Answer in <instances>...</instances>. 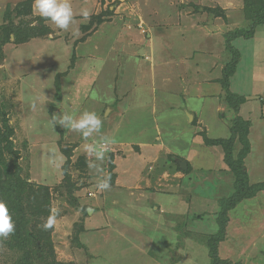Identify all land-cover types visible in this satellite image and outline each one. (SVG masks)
Masks as SVG:
<instances>
[{"label":"rangeland","instance_id":"374dc122","mask_svg":"<svg viewBox=\"0 0 264 264\" xmlns=\"http://www.w3.org/2000/svg\"><path fill=\"white\" fill-rule=\"evenodd\" d=\"M27 1L0 0V134L5 120L11 130V152L3 142L1 158L34 184L25 211L44 251H53L48 262L212 264L207 241L235 176L221 146L205 138H232L236 156L243 144L238 126L230 127L241 118L250 147L243 171L255 192L227 211L217 256L220 264H264V189L254 188L264 183V25L230 47L225 40L228 32L251 31L245 3L258 0H75L91 18L82 23L78 9L67 31L35 14L33 1L18 16L15 8ZM25 30L28 41L48 45L18 48L14 33ZM36 51L40 57H32ZM227 65H234L229 92L242 101L236 111L221 86ZM201 74L208 94L197 99ZM85 111L102 120L88 140L54 126L59 113L78 119ZM89 143L108 149L99 172L88 168ZM109 175L111 188L98 191ZM9 239L0 238V264L18 256Z\"/></svg>","mask_w":264,"mask_h":264},{"label":"trees","instance_id":"16d2710c","mask_svg":"<svg viewBox=\"0 0 264 264\" xmlns=\"http://www.w3.org/2000/svg\"><path fill=\"white\" fill-rule=\"evenodd\" d=\"M32 1L33 0H28L26 3L24 2L18 5L19 7L17 6L15 8L16 14L19 16V15H24L25 11L26 14L31 12L30 10L31 5L29 2ZM245 7H246L245 8L246 17L251 18L253 20V23L251 25V31H249L248 33H243L240 31L228 32L225 36V40L229 47H230V40L234 39L235 37H240L242 35H245L246 37L253 36L255 26L264 25V0H258V5H252L249 2H246ZM7 15H9L8 10H6L5 16ZM14 34L16 36V38L14 39L15 43L22 44L28 41L27 30L23 32L16 31ZM2 41H4V43H8L9 36H6ZM4 43H2L3 46L5 45ZM226 48L228 47L226 46ZM3 55L4 54L0 48V60L3 57ZM232 67L233 68L230 70L228 69V65H227L226 68L224 69V74H223L224 83H222V86L224 90H226L225 101L227 106L236 111L238 105L241 104L242 101L239 98H237L235 94H231L229 92V87L227 84L228 82H226L228 81V78L232 74L234 65H232ZM5 121H3V125L5 126L6 129L5 131L7 132L0 134V198L8 205L10 214L13 217V221L15 225L14 233L10 235V239L7 242V245L10 248V250L12 252L18 253L16 260L12 264H59L55 261L54 257H52L53 259L52 262L50 263L48 262V258L51 255H53V251L51 248H49L48 252L44 251V248L47 247L46 242L44 241V238H41L40 234L39 236L35 234L33 230L34 224L33 222H31L32 221L31 217H29L27 212L25 211L27 204L25 203L24 200L28 201L29 197H31V191L33 190L34 184L28 182L24 178L21 179L18 174L19 170L18 171L9 170L5 162L1 158L3 152L2 150L3 142L6 141V145L4 146L5 150L11 152V148L9 146L7 147L8 138L11 134V130L4 123ZM231 121H232V126L230 127V129L233 131V129H235L234 127L238 126L236 131L238 132L239 135L238 140L243 144V148L239 151L238 154H236V156H233L232 138H227V139L205 138L206 143L221 146V148L225 153L224 161L226 162L227 165H229L235 176V180H233L234 191L230 196L222 198L218 202L219 208L216 217L217 230L214 234H212V236L207 241V245L210 249V256L212 257V264H220L223 262L217 256V244L220 241H222L225 237V227L228 220L226 214L227 211L233 208V206H235L238 202H240L244 198L250 197L252 193L255 192V191H250L252 189H250L246 184L247 177L245 171H243L244 166L242 165L243 158L249 153L250 150L249 142L248 139L246 138L247 127L241 118H236ZM257 186L260 187V189L261 188L264 189V183L257 184L254 186V188ZM44 211L42 209V211L40 212V209H38V213H42ZM48 214L49 212H45L44 215H48ZM49 253L51 255H49Z\"/></svg>","mask_w":264,"mask_h":264},{"label":"clouds","instance_id":"9594fccd","mask_svg":"<svg viewBox=\"0 0 264 264\" xmlns=\"http://www.w3.org/2000/svg\"><path fill=\"white\" fill-rule=\"evenodd\" d=\"M33 8L35 14L44 20L50 21L58 30L67 31L73 23L74 11L70 0H33ZM82 23H87L91 18V13L88 9H81L79 12ZM73 35H78V30L74 31ZM55 125H60L64 129L80 133L84 140L93 137L94 133H98L102 127V120L95 112L85 111L80 117L74 118L69 114H57L55 117ZM86 152L94 157V160L88 162V168L97 172L101 171L106 153V146H98L96 143L85 145ZM99 162V164L97 163ZM111 176L99 180L97 189L100 192L111 188ZM60 209H53L48 219L41 225L47 231L55 224L56 216ZM15 225L13 217L10 214L8 205L0 200V238H7L14 233Z\"/></svg>","mask_w":264,"mask_h":264},{"label":"crops","instance_id":"0c3cea01","mask_svg":"<svg viewBox=\"0 0 264 264\" xmlns=\"http://www.w3.org/2000/svg\"><path fill=\"white\" fill-rule=\"evenodd\" d=\"M74 1L75 0H70V2H71V6H72V8H73V11H74V13L75 14H77V10L78 9H82V6L80 5V6H78V5H75L74 4ZM73 2V3H72ZM88 2H90V0H87V4H88ZM76 3V2H75ZM77 4V3H76ZM57 29V28H56ZM42 40L43 39H41V41L40 40H38V39H33L32 41H27V42H24V43H22V44H19V47L18 48H22L23 46H27V44H32V46H30V47H33V46H36V45H43V47H40V48H44V46L46 47L48 44H45V43H43L42 42ZM44 41V40H43ZM182 45V44H181ZM30 47H28V48H30ZM18 48L16 49V50H18ZM20 50V49H19ZM121 50H124V51H126L127 49L124 47V45H122V48H121ZM181 51V50H180ZM109 53V50L108 51H106V53H104V52H100L99 54H100V57L102 58L103 57V55H104V57L101 59L102 61H103V59L104 58H106L107 57V54ZM141 54V53H140ZM41 56V54H40V51H36L33 55H32V57H40ZM31 57V58H32ZM16 58H18V59H20L21 57H16ZM30 59V58H29ZM151 59H152V57H151ZM25 61V60H24ZM151 61H155V58L154 59H152ZM14 62H16V63H18V62H20V60H14ZM26 62H28V60L26 61ZM139 63V62H138ZM138 65V64H137ZM204 73V72H203ZM200 79L198 80L199 82H200V84H198V85H196V89L194 88L193 89V91H196V95H197V97H196V95L194 94V98L196 97L197 99L199 98V97H202V96H207V92L205 91L206 89L205 88H207L206 86H207V81L205 80V79H207L208 77H206V75H202L201 74V77H199ZM214 82H215V80H214ZM77 84H80V82H78V83H76V85ZM222 86V85H221ZM78 87H80V88H78ZM210 88V87H209ZM77 89L78 90H80V89H82V87L80 86V85H77ZM189 89V88H188ZM208 89V88H207ZM85 91V94H86V90H84ZM156 106V103H155V105H154V107ZM185 106H187V104L185 105ZM216 106V105H215ZM188 107V106H187ZM153 108V107H152ZM128 109V108H127ZM129 110V109H128ZM189 107L186 109V111H185V113L187 114V116L189 115V118H191L190 117V115L191 114H189ZM191 112V111H190ZM193 114L191 115L192 117L193 116H195V112H192ZM197 116V115H196Z\"/></svg>","mask_w":264,"mask_h":264},{"label":"water","instance_id":"95a60500","mask_svg":"<svg viewBox=\"0 0 264 264\" xmlns=\"http://www.w3.org/2000/svg\"><path fill=\"white\" fill-rule=\"evenodd\" d=\"M179 165H180V167L183 169V170H185L186 169V162H184V161H181V162H179Z\"/></svg>","mask_w":264,"mask_h":264}]
</instances>
